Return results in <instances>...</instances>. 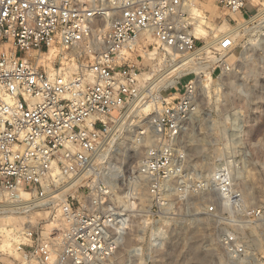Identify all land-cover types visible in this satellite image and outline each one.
Returning <instances> with one entry per match:
<instances>
[{
	"label": "built area",
	"instance_id": "built-area-1",
	"mask_svg": "<svg viewBox=\"0 0 264 264\" xmlns=\"http://www.w3.org/2000/svg\"><path fill=\"white\" fill-rule=\"evenodd\" d=\"M203 1L0 0V264H113L134 214L115 199L122 188L114 167L106 179H87L115 126L148 99L155 77L144 78L145 57L155 48L166 66L190 57L182 67L198 79L208 66L226 75L232 65L218 47L262 26L249 27L262 23L261 4L213 0L210 21L230 32L197 36L201 17L210 18ZM197 86L189 79L150 115L152 144L129 176L144 183L153 218L186 191L206 195V213L226 225L219 264H257L249 241L255 231L264 238V202H246L228 163L195 179L185 170L179 139L196 113ZM129 199L138 201L135 187ZM5 215L27 217V226H8L6 237ZM160 235L152 232L151 245Z\"/></svg>",
	"mask_w": 264,
	"mask_h": 264
},
{
	"label": "rangeland",
	"instance_id": "rangeland-1",
	"mask_svg": "<svg viewBox=\"0 0 264 264\" xmlns=\"http://www.w3.org/2000/svg\"><path fill=\"white\" fill-rule=\"evenodd\" d=\"M202 3L211 19L215 10L213 0ZM245 9L250 11L249 7ZM261 24L259 32L250 30L239 34L228 49L218 47V53L230 62L232 71L223 75L215 66L203 69L207 76L199 78L197 111L179 139L184 167L191 179L208 174L221 162L238 165L243 175H246L244 170H248L247 174L251 172L249 179L253 181L245 185L249 189L253 186L256 192L251 204L264 202V169L260 166L264 157V19L260 24L253 21L249 27ZM144 65L147 79H153L168 67L158 51L156 59L144 60ZM191 67L181 66L167 76L153 79L147 90L148 99L133 106L129 118L115 126L114 134L94 162V172L87 179L88 183L106 179L108 169L114 167L117 185L122 188L115 199L127 205L132 187L139 198L131 207L127 205L134 218L111 260L113 264H219L222 259L220 236L226 225L219 214L206 213V195L186 191L180 200L172 199L163 214L153 218L147 213L149 202L144 183L129 176L152 144L148 141L132 147L136 133L148 129L150 115L165 101L178 96L183 84L192 79L182 74ZM237 183L242 187L240 181ZM31 217L35 222L45 214L41 211ZM26 218L9 216L4 221L22 229ZM152 232L161 234L158 247L151 245ZM249 244L257 264H264V238L260 232H253ZM12 256L18 258V254L12 253Z\"/></svg>",
	"mask_w": 264,
	"mask_h": 264
},
{
	"label": "bare ground",
	"instance_id": "bare-ground-1",
	"mask_svg": "<svg viewBox=\"0 0 264 264\" xmlns=\"http://www.w3.org/2000/svg\"><path fill=\"white\" fill-rule=\"evenodd\" d=\"M252 2L253 3H256V4H261V8H260V10H259V12H258V14H256V17H261V18H264V0H252ZM202 5H204V4H202ZM232 17L235 19V20H238L239 21V23L240 22H242V15L239 13V12H237V13H233L232 14ZM201 20L203 21V24H204V26H202V27H197L196 29H195V34L197 35V36H202V37H206V36H209V35H211L212 34V32L214 31L215 32V30H216V32H227V33H229L230 31H229V26L227 25V24H222V25H220V26H215V25H213V23L210 21V19H205L204 18V16H202L201 17ZM220 29H221V31H220ZM223 29V30H222ZM225 29V30H224ZM230 36H231V34H229ZM234 36H235V34H234ZM233 38V35L231 36V38L230 39H232ZM227 44V43H226ZM223 46V45H222ZM227 46V45H226ZM221 47V46H220ZM156 49L154 48V49H152L151 50V52H150V55H149V57H145V60H155L156 59V57H157V52L155 51ZM174 55V54H173ZM177 56V55H176ZM186 58L188 59V60H186ZM184 60H186V61H184ZM158 61V60H157ZM184 61V62H183ZM190 61V57L188 58V57H182V58H179V59H177V61L175 62V63H173L172 65H170V66H168V67H166V69L163 71V72H161V73H159L158 74V76H156L155 77V79H157L158 77H160V76H167L170 72H172V71H174V70H176L178 67H181L183 64H185V63H188ZM182 62V63H181ZM191 72H194V76H193V73H191ZM182 74H184V75H186V77H191L192 76V78L194 77L195 78V80L197 81V85H199L200 83H199V79L197 78V75H196V73H195V69L193 68V67H191V69L190 70H187V71H185V73H182ZM143 76H144V78L145 79H147L148 78V73H144L143 74ZM161 84V83H160ZM197 111V110H196ZM263 123H264V118H263ZM115 137V136H114ZM114 137H112V138H114ZM135 139H134V142H131V146L132 147H136V145L137 144H139V143H142V142H144V143H147L148 141H150V143L152 142V136H151V134H150V129L149 130H147V128H145L144 130H140V131H138L137 133H136V135H135ZM113 141V140H112ZM112 144V143H111ZM138 162V161H137ZM136 162V163H137ZM231 165V164H230ZM260 166H261V168L262 169H264V157L261 159V161H260ZM231 171H232V173H233V176H234V180L237 182V181H240V183L239 184H241L242 185V189H243V191H244V196H245V199H246V202L247 203H252L253 202V200L255 199V197H256V192H255V189L253 188V186L251 187V189H249L248 187V189L245 187V185H246V183H248L249 181L250 182H252L253 180H250L249 179V177L251 178L252 177V173L250 172V173H248L247 174V171L248 170H244V172L246 171V175H243V171H242V173L241 172H239V167H238V165L237 166H234V165H231ZM114 170H116V168H114ZM257 191V190H256ZM259 191V190H258ZM263 193V192H262ZM261 195V194H260ZM259 195V196H260ZM23 196H25V195H23ZM122 198H124V197H122ZM125 198H127V196H125ZM126 202H128V201H126ZM122 204H123V206H125L126 204H124V202H122ZM129 205H130V207H131V205H133L134 203L132 202V201H130L129 200V203H128ZM127 204V205H128ZM125 206V207H127L128 208V206ZM9 216L8 215H5L4 217H3V219H2V231H3V233H4V235L7 237L8 236V233L10 232V229L8 228V226H10V228H12L13 230H20V229H17L16 227H14V226H12L10 223H7L6 221H4V219L5 218H8ZM25 226H27L26 224H25ZM8 243H6V241H4V243H3V247H4V249L5 250H7V253L10 255V256H12V253L13 254H16L17 255V253H15L12 249H10V248H8V245H7ZM1 247V246H0ZM13 257V256H12ZM14 258V257H13ZM10 261L8 260V263H9Z\"/></svg>",
	"mask_w": 264,
	"mask_h": 264
}]
</instances>
